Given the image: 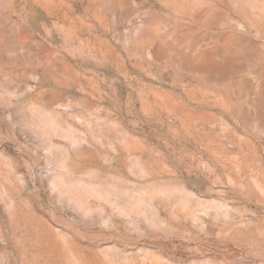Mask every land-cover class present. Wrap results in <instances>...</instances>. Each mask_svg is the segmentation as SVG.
Returning <instances> with one entry per match:
<instances>
[{"label": "rangeland", "instance_id": "obj_1", "mask_svg": "<svg viewBox=\"0 0 264 264\" xmlns=\"http://www.w3.org/2000/svg\"><path fill=\"white\" fill-rule=\"evenodd\" d=\"M0 264H264V0H0Z\"/></svg>", "mask_w": 264, "mask_h": 264}]
</instances>
